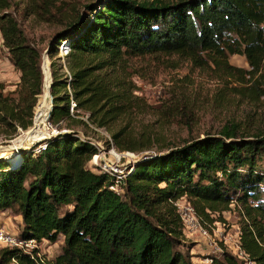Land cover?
I'll return each mask as SVG.
<instances>
[{"label":"trees","instance_id":"trees-1","mask_svg":"<svg viewBox=\"0 0 264 264\" xmlns=\"http://www.w3.org/2000/svg\"><path fill=\"white\" fill-rule=\"evenodd\" d=\"M23 1L24 15L62 28L46 48L50 60L62 41L70 47L67 73L51 63L48 119L68 130L37 156L22 151L17 167L0 158V215L21 218L22 239L54 244L61 236L63 245L51 261L37 250L0 247V264H194L182 249L174 205L182 197L209 222L235 204L241 250L264 264V135L226 126L218 135L158 148L135 163L117 195L108 175L87 169L95 145L71 129L105 130L121 152L153 148L157 135L142 121L149 107L131 80V62L145 58L174 56L227 73L229 57H244L250 68L244 74L258 79L255 88L264 96V0ZM16 12L14 0H0L2 45L19 73L13 90L0 84V133L7 140L31 127L46 85L43 50L28 39ZM211 264L243 263L223 251Z\"/></svg>","mask_w":264,"mask_h":264},{"label":"rangeland","instance_id":"rangeland-1","mask_svg":"<svg viewBox=\"0 0 264 264\" xmlns=\"http://www.w3.org/2000/svg\"><path fill=\"white\" fill-rule=\"evenodd\" d=\"M75 1L85 3L90 0ZM14 3L17 8L16 19L26 36L43 50L41 68L42 73L44 71L43 85L46 82L45 90H42L44 96L52 79L51 63H54L60 74L67 73L65 60L58 55L50 60L46 50L54 35L62 28L24 15L23 0H14ZM131 64V80L137 89L135 94L149 107L142 121L157 135L153 148L135 153L138 155L137 160L159 152L158 148L165 152L166 147H179L191 140L203 138L206 134L218 135L226 126L235 127L239 134L244 136L264 135V96L255 88L258 79L244 74L250 71L244 57H229L228 65L233 70H228L227 73L212 67L198 68L174 56L145 58L132 61ZM18 81L19 73L10 64L7 51L0 43V84L5 86V91H9L15 88ZM40 98L41 96L38 101ZM47 103L50 111L52 99L49 93ZM35 109L32 125L26 131L18 129L16 135L9 140L0 133V158L6 159L11 153H16L9 160L16 167L21 162L22 151H28L24 149L27 145L26 133L34 125ZM71 129L83 140L87 139L106 150L113 147L117 153H122L114 147L110 135L105 130L99 132L92 126H73ZM64 130H68L65 124L61 125L59 131ZM121 169L126 174L133 167L123 162ZM174 205L183 225L182 249L189 252L192 263L211 264V258H220L223 251L239 258L242 219L235 209V204L230 206V211L222 214L221 220H218L217 215H211L212 222L199 217L186 197L178 199ZM0 227L19 236L21 218L11 211H6L0 215ZM201 231H205L206 235H202ZM62 245L63 238L60 236L54 244L43 241L36 243L32 249L37 250L42 259L51 261L60 254ZM244 259H240L243 264L253 262L249 257Z\"/></svg>","mask_w":264,"mask_h":264},{"label":"built area","instance_id":"built-area-1","mask_svg":"<svg viewBox=\"0 0 264 264\" xmlns=\"http://www.w3.org/2000/svg\"><path fill=\"white\" fill-rule=\"evenodd\" d=\"M0 43H3L1 36H0ZM70 53V47L67 41H62L58 46V56L61 59H65ZM68 81H70V76L68 75ZM51 108V107H50ZM76 108L75 102L71 99L70 100V113L72 114L74 109ZM50 112L48 114V119L50 116ZM47 120V119H46ZM36 124L34 122L33 127L27 131L26 135L33 131L34 137L31 141H28L24 147V149L28 150L34 156L41 154L45 151L47 144L46 141L50 140L54 136L62 133L59 129L49 123L44 124V131L41 134V130L36 128ZM101 132V130H96ZM110 141V139H109ZM97 148V154H95L92 159L89 161V170L93 173L97 174H105L108 175L111 180L112 184L109 186V190L116 193L117 195H122L123 193V181L126 176L134 169L135 163L137 160L138 155L134 152H122L117 153L113 147H110L108 150L104 149L100 145H96L95 143L91 142ZM20 155V153H18ZM123 162H126L130 165L133 169L125 174V172L121 169V165ZM202 235H206L205 231H201ZM36 245L35 240H26L20 238L18 235L10 233L4 227H0V247H8V248H15L19 249L25 254H32L34 246ZM239 258L244 259V257H248L242 250L238 253ZM37 257H40V254H37ZM33 258V257H32ZM245 260V259H244ZM248 261H250L248 259ZM248 264H254V262H248Z\"/></svg>","mask_w":264,"mask_h":264},{"label":"bare ground","instance_id":"bare-ground-1","mask_svg":"<svg viewBox=\"0 0 264 264\" xmlns=\"http://www.w3.org/2000/svg\"><path fill=\"white\" fill-rule=\"evenodd\" d=\"M49 84L46 87L45 95L41 96V98L38 101V105H37V107L35 109V112H36V114H35V124L37 126L36 128L38 129V127H39V130H41V134L43 132H45L44 131V124H45L46 119L48 117V111H49V105L47 103V101H48V93H49ZM49 97H50V95H49ZM33 136H34V133L32 131L31 133H29L27 135L26 142L31 141L34 137H36V136H34V137ZM15 154L11 153L7 157L9 159H11L13 157V155H15Z\"/></svg>","mask_w":264,"mask_h":264},{"label":"water","instance_id":"water-1","mask_svg":"<svg viewBox=\"0 0 264 264\" xmlns=\"http://www.w3.org/2000/svg\"><path fill=\"white\" fill-rule=\"evenodd\" d=\"M43 74H44V71H43ZM50 87H51V79H50V84H49V89H50ZM49 95H50V93H49ZM51 97V96H50ZM52 110V104H51V108H50V111Z\"/></svg>","mask_w":264,"mask_h":264}]
</instances>
